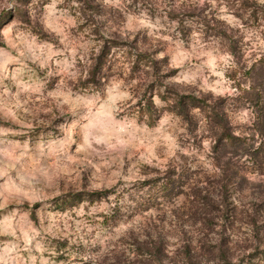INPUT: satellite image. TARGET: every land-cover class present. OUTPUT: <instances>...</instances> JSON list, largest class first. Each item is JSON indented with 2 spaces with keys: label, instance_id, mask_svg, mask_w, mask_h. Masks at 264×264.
<instances>
[{
  "label": "rangeland",
  "instance_id": "1",
  "mask_svg": "<svg viewBox=\"0 0 264 264\" xmlns=\"http://www.w3.org/2000/svg\"><path fill=\"white\" fill-rule=\"evenodd\" d=\"M0 264H264V0H0Z\"/></svg>",
  "mask_w": 264,
  "mask_h": 264
},
{
  "label": "trees",
  "instance_id": "2",
  "mask_svg": "<svg viewBox=\"0 0 264 264\" xmlns=\"http://www.w3.org/2000/svg\"><path fill=\"white\" fill-rule=\"evenodd\" d=\"M120 41H116L115 39H110L109 40H105L100 48L99 53L92 58V61L90 63V67H89V71L87 73V77H86V81H85V87H87L88 85H94L96 86L100 80H101V72L107 67L109 66V62L110 59L109 57H111L112 55V50L113 48H117L118 46H120ZM142 62L144 64H152V58H150L149 55L146 54H139L138 56H136L135 59V63H139ZM173 100L175 103L174 109L176 110V112L178 114H182V115H187L188 113V106H198L199 104H203L204 99L202 98H197L195 96H182L176 93H173ZM146 107L151 110L154 105H153V101L151 99V95L150 97L147 98L146 103H145ZM199 105V106H200ZM203 107V106H200ZM217 119H219V117H217ZM224 130V137L227 138L228 140H233L234 138L236 139V137L232 136L231 134L227 133Z\"/></svg>",
  "mask_w": 264,
  "mask_h": 264
}]
</instances>
